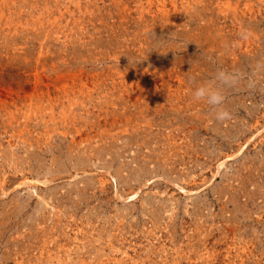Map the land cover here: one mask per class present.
I'll list each match as a JSON object with an SVG mask.
<instances>
[{
    "label": "rangeland",
    "instance_id": "rangeland-1",
    "mask_svg": "<svg viewBox=\"0 0 264 264\" xmlns=\"http://www.w3.org/2000/svg\"><path fill=\"white\" fill-rule=\"evenodd\" d=\"M264 0H0V264H264Z\"/></svg>",
    "mask_w": 264,
    "mask_h": 264
},
{
    "label": "clouds",
    "instance_id": "clouds-1",
    "mask_svg": "<svg viewBox=\"0 0 264 264\" xmlns=\"http://www.w3.org/2000/svg\"><path fill=\"white\" fill-rule=\"evenodd\" d=\"M264 66V63L257 62L252 69V74L245 76L239 70H229L218 68L212 79L205 83L198 84L194 91L193 97L196 101H204L210 109L215 110V119L223 122L232 118L231 113L223 107L225 101V89L236 88L247 82L248 87H253L255 81L256 69Z\"/></svg>",
    "mask_w": 264,
    "mask_h": 264
}]
</instances>
